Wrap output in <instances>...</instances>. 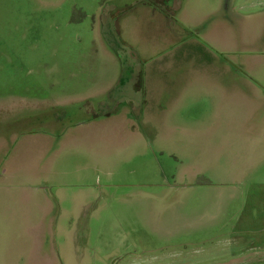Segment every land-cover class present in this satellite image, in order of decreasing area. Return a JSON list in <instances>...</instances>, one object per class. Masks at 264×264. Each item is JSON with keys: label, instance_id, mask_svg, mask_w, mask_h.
Instances as JSON below:
<instances>
[{"label": "rangeland", "instance_id": "374dc122", "mask_svg": "<svg viewBox=\"0 0 264 264\" xmlns=\"http://www.w3.org/2000/svg\"><path fill=\"white\" fill-rule=\"evenodd\" d=\"M136 1L0 0V264L33 263L23 220L38 227L53 201L42 264H264V102L245 121L244 96L222 94L210 65L180 80L190 88L164 120L145 102L140 127L118 120L140 109L139 77L157 81L144 57L221 53L184 39L224 0H176L189 27L159 7L175 0ZM140 2L178 24V47H159ZM233 6L263 27L264 0Z\"/></svg>", "mask_w": 264, "mask_h": 264}, {"label": "crops", "instance_id": "0c3cea01", "mask_svg": "<svg viewBox=\"0 0 264 264\" xmlns=\"http://www.w3.org/2000/svg\"><path fill=\"white\" fill-rule=\"evenodd\" d=\"M188 1L189 0L186 2ZM141 4L138 5L140 6L138 15L141 13L153 14L152 19L158 21L163 27L162 29L164 32L162 31L159 37V47H178L179 44L177 42L180 38H177V35H181V32L177 30L178 24H172V28L175 30L171 33L170 28L168 27L167 29L165 25L161 23L164 21V18L158 14L163 13L154 12L153 10L150 11L148 7L149 4L147 6L144 5V3ZM233 4L234 0H224L221 5L218 4L209 10L202 12L200 18L198 17L195 21L196 28L192 27L195 30V33L191 34V37L184 39L191 42L195 40L197 36H201L203 42H207L217 49V52L221 53L213 54L212 52H209L207 55H195L192 59V54L177 55L175 52H170L172 54L168 55L163 54L164 51H160L161 53L155 54V56L152 55L153 58L144 57L143 60L146 59L145 61H147L146 64L148 67L154 68V76L157 81L152 84V87L151 85H148L142 91L135 88L134 93L137 92L142 96L136 101L137 96L132 93L133 96H131V99L129 98L128 101L133 103V109L135 106H140V109L136 110L137 115L134 111L125 110L124 113L121 112V119L118 120H121L125 124H129L132 128L140 127V122H144L145 114L148 113V111L143 113L145 110H141L144 106V102L146 109L150 106L156 107L159 104L160 108H162L160 118L162 119L164 115V120L167 113L181 102L186 90H188L187 88L189 86L187 87V85L189 82L185 81L184 83H180V80L182 78H186L187 80L190 73L195 70V74L197 73L198 75L204 73V70H207L208 73V70H212L209 69L210 65L212 67L216 65L219 67L218 71L217 69L215 71L212 70L209 74H212L215 78L219 91L222 94L230 95L233 93L244 96L243 98L246 107L248 108L245 121L249 122V120H251L257 107L254 106V102H256L255 105H258V101L264 102V88L262 84L257 81V79H264V73H261V70L264 69V25L261 29H258V27L255 26L247 29L246 24L249 21H245L246 17L239 14L235 10ZM180 5L181 2L178 5L175 0L174 8H171L169 4H166L165 2L164 4H160L159 7L165 12L180 9L179 14L182 17L180 23L181 25L189 27V22L186 19H183V17L186 16L184 12H188V5L187 3H183L181 7ZM196 13L199 14V10H197ZM128 18L129 16L126 19ZM249 34L250 39H246V36ZM225 75L228 79V83L226 84H224L223 81ZM164 86H167L170 89H165ZM116 116L117 115H111V113H108L105 118L96 121L106 120L108 122L109 119ZM239 121H242V123L245 122L242 119ZM44 206L41 208L42 211L40 212L42 214V222L46 220L52 209L50 204H45ZM86 207L87 205L84 208ZM80 213L81 215H79V217H82L83 211ZM57 214L58 212L56 209L51 218L52 222L56 219L55 217H57ZM39 226H34L28 219L23 220V228L27 229V234L32 242L31 249L28 253L33 255L32 264H42L39 262V256L42 255L38 252L39 239L37 232ZM77 230H79V228H77ZM52 240L53 239H51L50 242L55 246ZM35 254H37L38 257H35ZM52 254H56V248H52ZM58 263L59 262H57V264Z\"/></svg>", "mask_w": 264, "mask_h": 264}, {"label": "flooded vegetation", "instance_id": "af4514ba", "mask_svg": "<svg viewBox=\"0 0 264 264\" xmlns=\"http://www.w3.org/2000/svg\"><path fill=\"white\" fill-rule=\"evenodd\" d=\"M107 7V9H108V7H110V8H112V6H106ZM129 7H127V9H128ZM126 14H128V12H126ZM141 61L143 62V64L145 63V61L143 60V59H141ZM139 81L141 82L140 83V86L138 87H136V89L137 90H140V91H142L144 88H145V86L143 85V79H141L140 77H139ZM123 110H121V112H122ZM111 115H117V113L115 114V113H111ZM7 160V159H6ZM3 174V176L1 177V178H5V175H6V171H1V173H0V176ZM53 204H54V210H53V212L52 213H50L49 215H48V217H47V219L45 220V222H43V223H45V225H46V230L44 231V232H42V231H40L39 229H38V232H37V234H38V239H39V250H38V252H41L42 251V253L43 254H45V252L47 251V250H51V253H52V248H51V246H52V244H51V239L53 238L52 236H51V225H50V227L48 228V226H49V224H51V218H52V215H53V213L56 211V203H55V201H53ZM52 205V204H51ZM42 224H41V228H42ZM42 232V233H41ZM44 250V251H43Z\"/></svg>", "mask_w": 264, "mask_h": 264}, {"label": "trees", "instance_id": "16d2710c", "mask_svg": "<svg viewBox=\"0 0 264 264\" xmlns=\"http://www.w3.org/2000/svg\"><path fill=\"white\" fill-rule=\"evenodd\" d=\"M138 1H139V0H138ZM138 1H136V3H137Z\"/></svg>", "mask_w": 264, "mask_h": 264}]
</instances>
